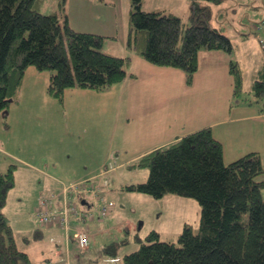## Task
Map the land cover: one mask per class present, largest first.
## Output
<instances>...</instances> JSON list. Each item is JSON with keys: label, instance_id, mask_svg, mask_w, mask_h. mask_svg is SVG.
Instances as JSON below:
<instances>
[{"label": "trees", "instance_id": "16d2710c", "mask_svg": "<svg viewBox=\"0 0 264 264\" xmlns=\"http://www.w3.org/2000/svg\"><path fill=\"white\" fill-rule=\"evenodd\" d=\"M187 1L189 25L185 27L181 15L167 9L148 11L143 8V0H131L127 45L152 65L182 70L191 84L202 49L231 54L234 46L213 25L212 4L219 5L223 0ZM37 4L38 0H0V110L7 111L16 100L29 67L39 72L55 71L48 93L62 103L67 89L103 91L127 78L130 57L108 54L102 50L105 37L74 29L64 5L62 14L45 15ZM229 69L234 93H242V70L235 61L230 62ZM254 90L255 95L263 96L264 80H256ZM136 165L149 169L148 179L125 185V191L155 199L169 194L194 198L201 206L200 227L195 232L186 223L178 243L161 240L153 230L145 242L139 239L137 250L123 256L122 264H264V181H256L264 167L259 153L251 152L226 164L222 143L207 127L143 155ZM113 169V165L104 167L100 175L64 184L63 189L85 181L101 185ZM15 185L16 166L11 165L0 172V264H33L23 243L17 242L5 213ZM108 185L101 187L104 197ZM63 189L59 194L45 193L38 198L34 218L40 233L26 238L28 245L40 242L44 228L60 225L67 230L59 222L44 223L38 216V212L48 211V199L53 205L64 206ZM68 196L70 207L79 201L76 192ZM74 219L78 225L92 220L73 216L71 226ZM112 247L117 254L120 246Z\"/></svg>", "mask_w": 264, "mask_h": 264}, {"label": "rangeland", "instance_id": "374dc122", "mask_svg": "<svg viewBox=\"0 0 264 264\" xmlns=\"http://www.w3.org/2000/svg\"><path fill=\"white\" fill-rule=\"evenodd\" d=\"M179 1L143 0V8L151 11L162 7L175 9L182 14L184 8ZM63 5L67 13L71 11L74 14L75 20L71 19L70 22L74 29L102 35L105 37L104 52L131 58L127 67L129 82L124 86H119V83L110 87L106 95L96 91L90 94L87 92L89 89L83 88L67 89L62 103L48 93L54 70L39 72L34 67L26 70L16 100L7 111L0 110V172H5L11 165L18 170L16 186L8 198L7 207V214L15 228L16 217L28 211L40 186L44 189L47 187L45 178L39 174L34 176L40 186L36 183L31 176L33 169L30 168V165L39 167L43 164L44 157H55L63 166L67 171L64 172L66 184L74 180L71 177L73 173H91L92 177H96L101 173L98 170L100 164H105L103 170L113 165L114 169L103 177L102 182L108 180V190L116 191L119 184L141 183L148 179L149 169L136 163L138 156L156 140L151 135V129L157 118L158 121L177 124L178 131L186 130V134L211 127L206 125H211L213 119L220 120L215 113L207 110L209 105L206 98L202 99L205 93L198 91L199 82L196 80L191 84L186 81L189 87L182 90L179 85L172 86L162 78L156 91L152 94L148 91L155 83L148 78V65L159 66L149 64L138 51L128 48L129 35L127 38L125 31L129 23L131 0H38L37 9L45 15L62 14ZM212 6L214 25L231 39L235 47L234 56L242 55L245 64L242 68L245 79L243 93H234L231 99L243 101L247 113L255 108L264 112V95H255L254 90L255 81L264 80L259 72L264 67V48L261 45L264 40V0H223L221 4ZM184 25H189L187 19H184ZM114 36L115 40L110 39ZM249 50L257 53L247 54ZM198 59V69L206 67V57ZM184 76L186 80L185 73ZM198 77L206 79V68ZM80 120H84V123ZM87 122L95 123L90 128ZM243 127V133H250V142L262 148L264 122L249 121ZM259 155L264 167V148ZM256 181H264V173L258 175ZM117 194L109 199L115 203L112 212L115 209L121 211L114 218L117 219L116 223H111L112 237L121 230L122 233L126 231L124 227L120 229L125 222H132L133 231L139 229L135 234L144 242L153 230L160 234L161 240L175 243H178L186 223H190L195 232L199 230L201 206L194 198L169 194L155 199L139 193L131 196V192L125 190ZM19 195L23 198L21 207L17 206ZM262 197L264 199V188ZM96 218L99 219L94 212V218L81 227L94 230L97 225L92 221ZM52 241L49 247L53 249L58 243ZM139 246L138 238L133 239L130 246L123 247V253L119 256L129 254ZM110 250H114L112 246ZM116 258L109 260L115 261ZM64 261L65 256H61L51 259L49 264H63Z\"/></svg>", "mask_w": 264, "mask_h": 264}, {"label": "crops", "instance_id": "0c3cea01", "mask_svg": "<svg viewBox=\"0 0 264 264\" xmlns=\"http://www.w3.org/2000/svg\"><path fill=\"white\" fill-rule=\"evenodd\" d=\"M179 5L182 8H184L182 14H180V12H176L175 9H167L161 7V8H157L156 10L167 9L178 15H181L182 18L186 19L188 17V1L180 0ZM67 15L69 17L70 22L71 19L75 20L74 14L71 11L70 13H67ZM213 25H214V21H213ZM129 30L130 28L128 23V27L125 31V33L127 34V38L130 32ZM117 31L119 33L121 32L119 27H117ZM115 37L116 36L110 39L115 40L116 39ZM234 51H235V47L233 49V53L231 54L225 51H207V50L200 51L199 57H206V67L203 66L200 70L198 69L199 71L195 75V79H194L197 82H199L198 91L205 93L202 99L206 98V102L209 105L207 110H209V113L210 111L215 113L217 119H220V120L213 119L212 124L206 126H211L210 128L214 136L222 143L224 149L225 163H230L234 161V159L236 160L237 158L247 153H251V152L259 153L264 148V138H263L262 148H257L256 145L252 144L249 140L250 133L242 132V129H245L243 127V124L246 122L249 121L257 122V123L264 122V112H259L260 109L255 108V110H250L247 113L245 112V109L242 105L243 101H239L238 99L235 100L231 99V97L234 94V81L232 75L230 74V69H229L230 62L236 61L241 70L245 65L242 55L236 57L234 56ZM254 53H257V51L249 50L247 52V54L250 55H253ZM205 68H206V79L203 80L198 76L202 73V71ZM263 68L260 69L259 72L262 73ZM147 71L150 74L148 78L155 81V83L151 84L148 90L150 91L151 94L158 89V81L159 79L162 78L168 80L169 84L172 86L173 84L176 86L179 85L182 90L185 89L186 87H189L186 84L184 73L180 69L171 68V67L170 68L153 67L151 65H148ZM132 75L135 74L132 73ZM128 82L129 79L126 78L122 83L119 84V86H124ZM108 89L109 88L103 91H96V92H100L106 95L109 93ZM94 91L95 90H88L87 92H90L91 94ZM157 103H159V99L157 100ZM157 107L161 108V106L160 105L158 106V104ZM162 112L163 110L161 109V113ZM168 112L172 113L170 109H168ZM86 116L87 115H85V119ZM158 120L159 119L157 118L156 123L153 125L151 129V135L155 137L156 140L151 144L149 148L145 149L144 152H142L138 156L139 158L155 149L176 142L185 135H187L186 134L187 132H185L186 130L184 132L178 131L179 126L177 124L172 125L169 122L167 123L164 122V120L162 121H158ZM80 122L84 123V120H80ZM93 123L95 122H91V123L87 122L90 128ZM68 161L69 162L71 161V157L68 159ZM104 165L105 164H100L98 166L99 172H101ZM30 168L33 169V171H31V176L35 178L34 175L38 176L39 174L42 177H44L46 180L47 187L45 189L41 187L35 178L36 183L40 186V190L39 191L37 190V192L35 193V197L28 211L25 214H20L19 216L16 217L15 223L17 225L16 226L17 228H15L14 226L13 227L16 233L17 242L20 241L23 243V246L30 255L33 264H49L51 259L55 260L56 257L58 259L61 256H65V261L63 262V264H100V262L104 264H121L122 260L120 262L119 259H121L123 255L119 256V254L123 253L124 250L123 247L130 246L133 239L136 240L137 238L138 240L142 239L139 238V235L135 234L136 230L139 231V229L136 228V230L133 231L132 222H125V224L121 226L120 229L124 227V230L126 231L122 233L121 230V233H118L116 236L112 237L111 231H113V227L111 226V223L113 224L116 223L117 219L114 218L119 216L121 212L120 209H115L111 213V215L108 216L107 219L105 218L103 220H99L96 218L94 221H92L97 225L94 227V230H91L89 227L85 228L89 231L90 243L92 244V246L89 247L88 249L82 250L78 245L77 239L74 237L75 232L77 230L76 228L83 226V225H78L76 219L73 220L72 226L70 227L69 230H66L64 227L60 225L59 226L53 225L48 228H44L43 232L41 233L42 234L41 238H38L40 239V242H35L32 245H28L26 238L29 239H32L33 237L35 238V236L40 233L37 230L36 222L34 221L35 219L34 212L38 198L45 193L59 194V192L62 191L61 189H63V185L66 184L65 182L66 175L64 172H67L66 170H64L63 166L58 162V160L52 156L44 157L43 164H41L39 167L30 165ZM17 172L18 170L16 171V176H17ZM71 177L72 179H74L71 182H78L92 178V174L78 172V173H73ZM125 185L119 184L116 188V191H112V189L108 190L106 192L107 193L106 198L110 199L111 196H113V194L123 193ZM14 189L15 187L11 190V192ZM11 192L9 196H12ZM133 194L136 193L131 192V196H134ZM18 198L19 199L17 201V206L21 207L23 198L20 195ZM7 207H8V203L5 208L6 214H7ZM127 220L128 219L126 218V221ZM52 240L57 241L58 243V245L53 249L52 247H49L51 246L50 243L53 242ZM113 244H117V245L120 244L118 245L120 246V248L119 249L117 248V254H114L113 250L110 251L111 246ZM121 244L124 245L121 246ZM113 258H116L117 260L115 261L109 260Z\"/></svg>", "mask_w": 264, "mask_h": 264}, {"label": "built area", "instance_id": "2783aa9c", "mask_svg": "<svg viewBox=\"0 0 264 264\" xmlns=\"http://www.w3.org/2000/svg\"><path fill=\"white\" fill-rule=\"evenodd\" d=\"M89 182L85 181L65 186L62 192L64 206H56L51 203L50 199L46 200L45 205H50V207L47 212H38L40 220L44 223L59 222L69 230L73 216L80 217L81 215L82 219L91 220L94 218V212H96L97 217L101 219L108 217L115 206L113 201H109L104 197L101 190V187L108 184V180H104L101 185ZM69 192L78 193L79 201L72 207L68 205ZM83 201H87L88 205H83ZM74 236L81 249H87L91 246L90 234L86 229L78 228Z\"/></svg>", "mask_w": 264, "mask_h": 264}]
</instances>
